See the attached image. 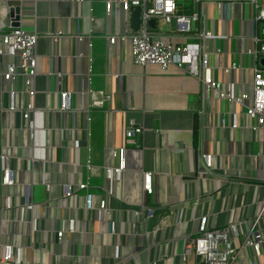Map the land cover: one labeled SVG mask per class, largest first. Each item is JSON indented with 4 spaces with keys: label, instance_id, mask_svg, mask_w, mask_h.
Instances as JSON below:
<instances>
[{
    "label": "crops",
    "instance_id": "1",
    "mask_svg": "<svg viewBox=\"0 0 264 264\" xmlns=\"http://www.w3.org/2000/svg\"><path fill=\"white\" fill-rule=\"evenodd\" d=\"M107 1L0 0V35L15 23L9 10L18 7V26L38 36L29 87L21 76L4 80L1 74L13 57L4 47L0 55V154L8 157L14 181L2 186L0 164V243L21 246L30 263L146 264L159 258L162 264H177L184 236L200 227L197 217L215 225L255 219L264 198V188L256 186L264 178L257 157L264 154V128L244 129L243 107L218 101L213 91L205 94L184 72L136 65L128 42L109 44L108 37L123 33L126 21L118 0L106 14ZM197 8L199 22L155 25L153 33L174 44L196 42L194 30L203 18L206 29L227 35L206 41L207 51L219 48L223 66L238 67L227 74L213 69L212 78L225 88L233 86L236 94L249 91L251 67H263L264 58L254 62L245 53L252 48L244 38L250 33L248 9L236 6L234 21L228 22L220 6ZM195 12L193 4L180 5L185 16ZM216 61L212 54L210 64ZM27 90L34 93L36 112L24 120ZM62 91L70 92L66 110ZM128 122L142 134L124 138ZM122 145L125 169L107 178L105 167L117 165L112 150ZM201 153L209 155L219 178L206 170ZM88 159L97 173L89 179ZM144 171L152 173L151 194L142 189ZM87 181V189H77ZM101 198L115 233L109 232L106 213L97 210ZM27 202L33 204L30 212L24 209ZM135 209L142 211L132 216ZM261 216L259 228L264 211ZM68 220L74 232L57 239L55 230H67Z\"/></svg>",
    "mask_w": 264,
    "mask_h": 264
},
{
    "label": "built area",
    "instance_id": "2",
    "mask_svg": "<svg viewBox=\"0 0 264 264\" xmlns=\"http://www.w3.org/2000/svg\"><path fill=\"white\" fill-rule=\"evenodd\" d=\"M21 1V0H19ZM74 2L82 3L83 0H73ZM119 5L125 15L126 26L123 33L114 34L108 37L109 44H114L117 41L128 42L131 47V56L133 63L139 66H157L161 70H167L169 67H174L181 72H184L190 77L198 80L205 94H210L212 91L215 98L220 102L239 105L244 108L245 125L243 128L256 133L261 128H264V66L258 68L253 65L252 82L250 90H244L239 94L234 92L233 86H225L212 78V70L218 69L225 74L236 70V64H231L229 67L223 66L221 50L215 48L212 52H208L205 43L208 40L226 39L227 35H217L211 29H206L203 18L199 28H195L196 42L186 44H174L170 41H165L153 33L149 26L150 20H160L165 24L174 23L175 26H182L184 23L190 24L199 22L197 13L198 6L214 4L224 8L225 20L228 22L234 21L233 12L236 6L248 9V23L250 33L245 36L252 42V48H247L245 53L249 55L254 62L260 58H264V36L260 34L259 25H264V0H193V5L196 12L190 16H185L179 13L180 5L177 0H118ZM115 2L109 0L105 4L106 14L109 16ZM139 7L140 25L138 31H133L129 25L130 8ZM203 17V16H202ZM13 21V20H11ZM183 31V29L181 30ZM190 31V29H187ZM60 35V33H58ZM56 37V36H55ZM37 34L28 32L18 27H10L5 33L0 35V55H2V47L6 48L7 54L13 57V62L9 64L6 71L1 74L4 80H14L16 77H22L27 87L30 86L32 78L36 74L37 56L35 47L37 42ZM217 55L216 65L212 66L209 62L211 55ZM60 76V73L57 74ZM29 97V101L25 104L21 111V116L24 120H29L36 112L31 100L33 91H25ZM62 99V110L68 108V99L70 92H60ZM94 104L101 105L102 101H95ZM14 110V108H10ZM233 129L238 128L234 119ZM143 129L134 127L132 122H128L124 131V138L130 139L136 135L142 134ZM30 136L33 137V129L29 128ZM125 147L124 145L112 150V157L117 161L115 167H105L104 173L107 178L119 176L125 169ZM250 156V155H249ZM254 158V156H252ZM261 159V169L264 170V154H258ZM201 158L205 163L206 170L214 176L216 172L211 166L209 155L201 153ZM1 164V184L2 186H12V171L9 166V159L4 154H0ZM259 168V169H260ZM85 169L88 173L87 178L97 175L90 159H88ZM253 169H256L253 168ZM143 184L142 189L145 193H152L151 178L152 173L148 171L142 172ZM221 177V176H220ZM221 179V178H220ZM262 182L257 183V187L264 188V178ZM88 181L79 183L78 190H85L89 187ZM48 190V186H45ZM71 188L67 187L66 195H70ZM91 196H85V208L90 210ZM259 213L255 219H243L240 221L226 222L220 225L214 223L208 224L207 217H197L200 227L197 231L191 232L184 236V250L178 259L177 264H264V227L259 228L257 224L263 219L261 216L264 211V198L259 204ZM8 209L9 206L7 205ZM33 204L27 202L24 204V209L29 212L32 210ZM98 212H105L107 219L110 222V233H115V223L110 220V211L107 206L106 199L101 198L97 205ZM142 210L135 209L132 211V216H137ZM67 230H55L57 239H61L65 233L72 234L74 225L72 220H68ZM121 255L117 253V258ZM86 256L83 257L85 259ZM0 264H36L30 263L22 257V247L17 244L0 243ZM146 264H162L161 259L152 258Z\"/></svg>",
    "mask_w": 264,
    "mask_h": 264
},
{
    "label": "water",
    "instance_id": "3",
    "mask_svg": "<svg viewBox=\"0 0 264 264\" xmlns=\"http://www.w3.org/2000/svg\"><path fill=\"white\" fill-rule=\"evenodd\" d=\"M20 13V9L17 7V8H11L9 10V17L12 19L14 18V21L15 23L13 24L14 27H18V24L16 21L19 20V15ZM140 13H141V10L139 7H132L130 8V18H129V25H130V28L133 30V31H138L139 29V25H140ZM149 26L150 28H155V20H150L149 21Z\"/></svg>",
    "mask_w": 264,
    "mask_h": 264
},
{
    "label": "rangeland",
    "instance_id": "4",
    "mask_svg": "<svg viewBox=\"0 0 264 264\" xmlns=\"http://www.w3.org/2000/svg\"><path fill=\"white\" fill-rule=\"evenodd\" d=\"M177 2L179 3V5H181V6H190L192 3H193V0H177ZM164 25H166L164 22H162V21H160V20H158L157 21V28H159L160 26H164ZM261 28V29H260ZM259 29H260V33H264V25L261 23L260 25H259ZM262 31V32H261ZM264 36V35H263ZM166 41V40H165ZM94 180L93 179H91V181H90V183H91V185H94L95 183L93 182ZM38 197H40V196H37V199H38Z\"/></svg>",
    "mask_w": 264,
    "mask_h": 264
}]
</instances>
